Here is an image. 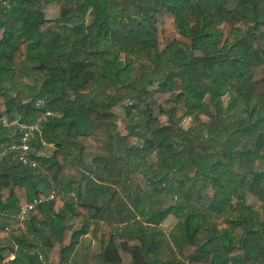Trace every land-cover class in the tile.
<instances>
[{"label": "trees", "instance_id": "16d2710c", "mask_svg": "<svg viewBox=\"0 0 264 264\" xmlns=\"http://www.w3.org/2000/svg\"><path fill=\"white\" fill-rule=\"evenodd\" d=\"M171 30L187 41H167ZM127 91L149 117L121 135L112 107ZM186 116L223 141L210 148L181 132ZM14 119L39 126L33 168L11 149ZM42 142L54 147L48 157ZM0 155V264H72L84 235L99 243L92 264H250L256 249L264 261V213L244 192L264 203V0H0ZM169 157L175 186L158 181ZM130 183L176 202L147 211L132 196L135 215L121 195ZM170 214L178 224L166 234Z\"/></svg>", "mask_w": 264, "mask_h": 264}, {"label": "rangeland", "instance_id": "374dc122", "mask_svg": "<svg viewBox=\"0 0 264 264\" xmlns=\"http://www.w3.org/2000/svg\"><path fill=\"white\" fill-rule=\"evenodd\" d=\"M41 1V0H40ZM44 4V3H43ZM42 4V5H43ZM43 11H44V15L47 18H56L58 16V5L56 4H45L43 5ZM88 19V15H86V17ZM223 32L226 34L228 31V26L226 24H223L221 26ZM165 38L167 41H170L172 39H178L181 42H185L187 41L186 38L180 36L175 30H171V31H166L164 32ZM62 60V59H61ZM64 61V60H63ZM62 62V61H61ZM65 62V61H64ZM24 82H28L29 84L31 83L29 79H25ZM156 85V84H155ZM20 88H22V85H19ZM25 89V88H24ZM24 89H20V90H24ZM110 90V89H108ZM109 92V91H106ZM225 94V93H224ZM12 95H14V92H12ZM223 104L226 105V101H227V97L224 95L223 96ZM120 103H122L123 105H121ZM236 110L238 111V107L236 108ZM112 111L115 113L116 115V132H118V134L121 135H125L129 132H136L133 131L132 127L136 128L137 125H139L138 122H142L144 120H146L149 117V114L147 112V110L145 109L143 102L136 99V97H133V94L131 91H127V93L122 97V99L119 101V103L115 106L112 107ZM182 113H184V105L180 104L179 107L177 108V110L174 112V119H177L176 117H179L182 115ZM238 114V112H236ZM234 113V114H236ZM151 114L155 117L156 115H158L157 109L153 106V110L151 111ZM158 121L160 122V124H165L167 123L168 117L165 115H158ZM181 120L178 122V126L180 125L181 127V132H185L187 136H194L197 137L199 139H207V144L210 146H215L217 143H220L221 141H223V137H224V133H210L209 129L204 126L203 124H200L197 120L194 119V121L192 120L193 118L191 117H181ZM13 126V125H12ZM14 127V126H13ZM15 128V127H14ZM131 128V129H130ZM178 129V127H177ZM138 137L141 139V135L140 132L137 131ZM140 139L136 142V144L138 146L141 145V141ZM245 138L242 137V140H244ZM43 143V142H42ZM179 147L182 148V145L180 143H178ZM43 146V144H42ZM54 147L51 144H47L45 145V148L43 149V151L40 152V154H42L45 157H48L51 152L52 149ZM136 154L137 157H140L137 153H134V155ZM243 158L246 159H252V156H249L248 154L245 155L241 154ZM1 156V155H0ZM253 158H256V156L254 155ZM38 162V161H37ZM139 165H141V163H139ZM247 166L246 164H244V167ZM141 167H147V164H142ZM177 165L174 161V159L172 157L168 158V161L166 160L164 163H161L159 165V171L157 172V174L159 175V180L158 181H163V178L165 180L166 179L172 183L174 186L177 185V180L172 176V173H177L178 175H181L180 172H178L177 169ZM255 167L258 170H264V161H260L257 160V162L255 163ZM149 173V172H148ZM150 175V174H149ZM172 177V178H171ZM157 178V179H158ZM131 186H127L124 188V192L121 193L123 199L125 200V202L128 204V206L131 207V211L135 212L136 214H139V211H135V207H133L132 204V200L130 199L132 196H139L141 199L144 198V202H145V207L148 208L146 209L147 211H150V208L154 209V210H163L166 209V206L175 204L176 202V196H168L167 198H165L163 201H161V197H157V194L155 193V191H152L149 193L148 196L144 197L145 195L140 194L139 191L135 188V185L130 183ZM150 188V185L147 184L146 186L143 187V190H148ZM244 192H246L245 194V203L249 206H252L255 208L256 211L259 212L260 218L261 215H263V206L264 203L261 201V199L258 197V195H253L252 193H250V191L248 190H244ZM50 194H53L54 196H56V192L54 190L50 191ZM72 195V194H71ZM73 198H77V196L72 195ZM147 200V201H146ZM235 201V199H233ZM200 207V206H198ZM235 217H237V215H234ZM140 219H142L141 217H136L132 220L129 221L128 225L132 226V227H136L138 225V222H140ZM76 218L75 219H69L68 223H73L74 226L76 225ZM16 222V221H13ZM178 224L177 221V217L174 216L173 214H170L166 217V219L160 224V228L161 230H163L166 234L169 233L170 230H173V228ZM18 225L19 222L17 221V223H15V225H8V229H18ZM38 237H35L34 240H38ZM99 247V243L95 238H92L88 235H84V237H82L81 243L80 245L77 247V253L75 254V256L72 259V264H92L94 263L93 260V255L97 249ZM96 257V255H95ZM12 258L11 254L6 258L9 259ZM252 262L250 264H262L263 261V255L259 252L258 249L254 250V252H252Z\"/></svg>", "mask_w": 264, "mask_h": 264}, {"label": "built area", "instance_id": "2783aa9c", "mask_svg": "<svg viewBox=\"0 0 264 264\" xmlns=\"http://www.w3.org/2000/svg\"><path fill=\"white\" fill-rule=\"evenodd\" d=\"M1 124L6 125L4 120H1ZM8 126H14L19 129L18 139L11 144V149L18 152V160L23 166L35 167L38 162L31 155L35 152L34 147L31 145V140L33 139L36 132H39V126L37 124H25L20 122L17 119L12 120ZM43 146L46 143H42ZM54 197L53 194H49L48 199H52ZM41 198H36L27 204H23L18 206V211L16 214V221L19 223L25 220L28 214L33 210L35 204L41 202ZM6 231H9L8 226L5 227Z\"/></svg>", "mask_w": 264, "mask_h": 264}, {"label": "crops", "instance_id": "0c3cea01", "mask_svg": "<svg viewBox=\"0 0 264 264\" xmlns=\"http://www.w3.org/2000/svg\"><path fill=\"white\" fill-rule=\"evenodd\" d=\"M135 215H138V214H136L135 213ZM77 220V219H76ZM75 223H77V221L75 222ZM13 224V226L15 225V223L13 222V220H11V221H9V224L8 225H12ZM75 227V226H74ZM82 237H84V236H82ZM82 237L79 239V245H80V243H81V240H82ZM78 245V246H79ZM12 257H13V255H11ZM74 257V256H73Z\"/></svg>", "mask_w": 264, "mask_h": 264}]
</instances>
